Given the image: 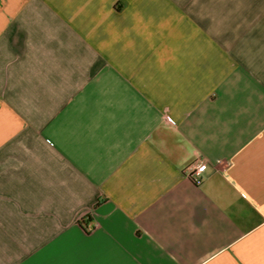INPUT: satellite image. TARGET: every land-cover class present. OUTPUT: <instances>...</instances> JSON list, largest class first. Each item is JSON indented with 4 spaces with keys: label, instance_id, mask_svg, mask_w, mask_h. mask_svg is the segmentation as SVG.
<instances>
[{
    "label": "crops",
    "instance_id": "crops-1",
    "mask_svg": "<svg viewBox=\"0 0 264 264\" xmlns=\"http://www.w3.org/2000/svg\"><path fill=\"white\" fill-rule=\"evenodd\" d=\"M0 264H264V0H0Z\"/></svg>",
    "mask_w": 264,
    "mask_h": 264
},
{
    "label": "built area",
    "instance_id": "built-area-1",
    "mask_svg": "<svg viewBox=\"0 0 264 264\" xmlns=\"http://www.w3.org/2000/svg\"><path fill=\"white\" fill-rule=\"evenodd\" d=\"M206 164H200L197 167L193 168L190 173L189 176L191 178H193L194 180H198L200 179V177L202 176V173L206 170ZM91 230V228L89 229Z\"/></svg>",
    "mask_w": 264,
    "mask_h": 264
},
{
    "label": "trees",
    "instance_id": "trees-1",
    "mask_svg": "<svg viewBox=\"0 0 264 264\" xmlns=\"http://www.w3.org/2000/svg\"><path fill=\"white\" fill-rule=\"evenodd\" d=\"M90 222V217H88L87 219H84L83 221H82V224L84 225V226H87V223H89Z\"/></svg>",
    "mask_w": 264,
    "mask_h": 264
}]
</instances>
